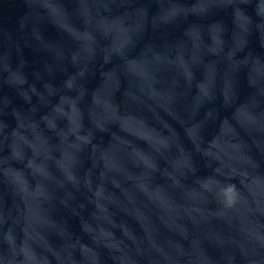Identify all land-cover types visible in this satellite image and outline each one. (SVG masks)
<instances>
[{
    "label": "water",
    "instance_id": "1",
    "mask_svg": "<svg viewBox=\"0 0 264 264\" xmlns=\"http://www.w3.org/2000/svg\"><path fill=\"white\" fill-rule=\"evenodd\" d=\"M0 264H264V0H0Z\"/></svg>",
    "mask_w": 264,
    "mask_h": 264
},
{
    "label": "clouds",
    "instance_id": "2",
    "mask_svg": "<svg viewBox=\"0 0 264 264\" xmlns=\"http://www.w3.org/2000/svg\"><path fill=\"white\" fill-rule=\"evenodd\" d=\"M38 14L42 17H46L48 15V8L41 6L39 8H36ZM18 167L21 165H17ZM113 185L116 187L117 191H122L120 184L117 183L116 181H112ZM170 191L176 196V198L179 200L181 198V193L183 192V189L179 186H174L170 188ZM217 192L219 195H221L223 197V203L225 204L226 207H233L238 200L239 197V189L237 187V184L235 182H233V180L231 178H227L225 180V182H222L220 184L217 185ZM226 193H231V194H235V196L237 197L236 199H233L231 196H226ZM10 195H15L16 192L13 189L10 193ZM19 196L21 198H23V190H20L19 192ZM119 215L116 216L117 219ZM5 241H6V236H5ZM5 245H7L8 247H10V245L7 244V242H5ZM16 259L18 261H23L24 260V256L19 254L16 255Z\"/></svg>",
    "mask_w": 264,
    "mask_h": 264
}]
</instances>
